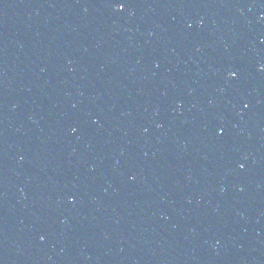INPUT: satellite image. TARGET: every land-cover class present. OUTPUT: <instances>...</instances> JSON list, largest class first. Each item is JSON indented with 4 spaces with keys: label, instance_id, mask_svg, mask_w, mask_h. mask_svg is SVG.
Segmentation results:
<instances>
[{
    "label": "water",
    "instance_id": "water-1",
    "mask_svg": "<svg viewBox=\"0 0 264 264\" xmlns=\"http://www.w3.org/2000/svg\"><path fill=\"white\" fill-rule=\"evenodd\" d=\"M0 264H264V0H0Z\"/></svg>",
    "mask_w": 264,
    "mask_h": 264
},
{
    "label": "snow or ice",
    "instance_id": "snow-or-ice-1",
    "mask_svg": "<svg viewBox=\"0 0 264 264\" xmlns=\"http://www.w3.org/2000/svg\"><path fill=\"white\" fill-rule=\"evenodd\" d=\"M114 6H115L118 10H120V11H123L124 8H125V4H124V3H119V4H116V5H114ZM231 75H232L233 77H235L237 74H236L235 72H232ZM244 107H247V105H244ZM74 131H75V129H74ZM41 239H43V237H41Z\"/></svg>",
    "mask_w": 264,
    "mask_h": 264
}]
</instances>
